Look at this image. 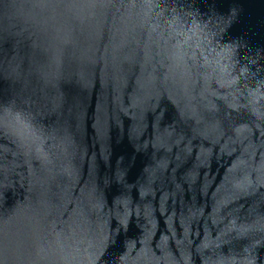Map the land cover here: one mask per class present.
I'll list each match as a JSON object with an SVG mask.
<instances>
[{"label": "water", "instance_id": "95a60500", "mask_svg": "<svg viewBox=\"0 0 264 264\" xmlns=\"http://www.w3.org/2000/svg\"><path fill=\"white\" fill-rule=\"evenodd\" d=\"M0 264H264V0H0Z\"/></svg>", "mask_w": 264, "mask_h": 264}]
</instances>
